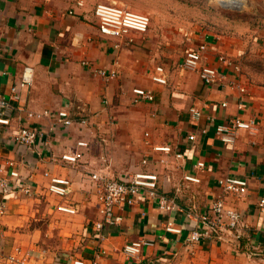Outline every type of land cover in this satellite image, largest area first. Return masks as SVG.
Here are the masks:
<instances>
[{
    "label": "crops",
    "instance_id": "1",
    "mask_svg": "<svg viewBox=\"0 0 264 264\" xmlns=\"http://www.w3.org/2000/svg\"><path fill=\"white\" fill-rule=\"evenodd\" d=\"M95 8L82 1L65 6L0 0V95L9 96L12 86L20 85L25 66L34 67L32 84L21 86L20 100L13 101L10 123H0V169L8 174L14 161L32 186L31 194L0 191L6 205L0 215V264H21L11 257L24 255V264H72L74 258L87 264H133L123 248L141 239L154 242L143 248L142 264H264L213 240L188 244L189 228L184 226L192 205L205 209L222 195L220 178L238 175L248 178L249 191L241 199L229 197V204L264 246L259 207L264 197V87L246 82L236 69L234 45L209 29L194 33L183 46L148 49L134 43L135 31L129 34L131 43L129 37L101 34ZM200 42L208 45L202 62L223 72L221 84L207 85L198 70L184 66L186 52ZM158 66L165 69L166 84L152 78ZM135 87L153 91L154 100L134 102ZM61 109L71 114L69 126L59 122ZM239 114L256 116L258 124L254 131L241 129L234 145L225 144L216 134L217 125ZM22 126L43 131L34 146L16 141ZM193 133L194 139L189 136ZM164 145L185 156L179 159L174 151L154 148ZM76 150L83 152L77 162L63 159ZM199 161L206 166L198 169ZM99 170L118 180L137 171L155 172L160 191L182 210L165 213L141 195L118 210L122 222L105 223L90 174ZM188 171L201 181L185 180ZM52 177L69 179L72 193H52ZM59 205H73L77 211L65 212ZM169 218L185 227L181 234L165 229Z\"/></svg>",
    "mask_w": 264,
    "mask_h": 264
},
{
    "label": "built area",
    "instance_id": "2",
    "mask_svg": "<svg viewBox=\"0 0 264 264\" xmlns=\"http://www.w3.org/2000/svg\"><path fill=\"white\" fill-rule=\"evenodd\" d=\"M71 12V11H70ZM95 14L98 18V26L101 34L112 38H126L133 40L129 36L130 32L145 33L149 30L152 23L151 16L148 13L138 12L131 8L124 7L114 1L100 2L95 8ZM120 45L117 44V47ZM208 49L206 42H200L197 47L188 49L184 58V66L186 68L196 69L200 74L201 80L207 85L221 84L224 79L223 72L217 67L204 64V54ZM4 47L0 43V55L3 53ZM221 60L227 61L225 57ZM239 70V66L236 67ZM34 67L31 65L25 66L21 75L20 85H13L12 93L9 96L0 95V123L9 124L14 110L13 101H18L21 98L20 87L30 86L34 80ZM153 80L158 83L166 84L168 82L167 74L163 66H158L152 76ZM245 90V89H243ZM155 95L153 91L144 87H135L133 89V101H152ZM243 108L242 104H239ZM192 111L199 116L200 112ZM33 115L30 113V116ZM59 122L62 125L69 126L73 123L71 114L67 109H61L57 113ZM256 116L244 118L239 114L229 123H220L217 125L216 134L221 138L225 144L234 145L241 129L254 131L258 120ZM85 121V120H84ZM43 131L35 126H22L16 135V141L26 144L31 147L34 146L39 139H41ZM190 138H196V134H190ZM78 145L87 146L85 141H79ZM155 150L164 151L166 153L175 152L177 158L181 159L185 154L181 151H175L172 145L156 146ZM83 156V152L76 150L73 154L63 155V159L69 162H77ZM148 163V159L144 160ZM11 167L9 173H4L0 169V191L4 195H11L17 191H23L25 194L32 193V186L24 181L21 172L14 161H10ZM197 168L201 169L206 166L204 161L197 163ZM92 178L97 183V194L101 202V213L103 214L105 223L118 224L124 219L123 213L118 210L124 208L126 205H133L139 200L142 195L148 200L156 203V206L163 212L169 213L172 211L182 210L180 205L174 200L167 197L160 191L159 188V174L155 172L137 171L126 180H118L112 178L106 171H95L90 173ZM23 178V179H22ZM184 179L191 182H200L193 171H188L184 175ZM219 185L222 188V195H219L214 202L205 209H201L199 205H192L186 211L188 244L213 240L220 244L227 245L246 255L249 260L257 263H264V246L258 240L254 231L249 227L244 219L242 213L233 205L229 204L228 198L233 197L241 199L247 195L249 191V180L246 177L238 175H226L219 179ZM49 190L52 193L60 196H68L72 193V183L69 179L52 177L49 184ZM60 210L70 213H75L77 208L69 205H59ZM259 207L264 213V197L259 200ZM6 205L0 202V215L5 214ZM174 218L166 220L165 229L169 232L181 234L185 227L176 223ZM1 224V223H0ZM103 223H99L101 227ZM2 226L0 225V231ZM152 240L141 239L127 243L123 252L128 259L133 261V264H142L140 262V255L145 246L153 245ZM17 252H21L17 248ZM12 260H17L24 264L26 255L22 258L11 257ZM72 264H87L82 258H74ZM97 264V263H92Z\"/></svg>",
    "mask_w": 264,
    "mask_h": 264
},
{
    "label": "rangeland",
    "instance_id": "3",
    "mask_svg": "<svg viewBox=\"0 0 264 264\" xmlns=\"http://www.w3.org/2000/svg\"><path fill=\"white\" fill-rule=\"evenodd\" d=\"M42 1L65 6L82 1L95 8L98 3L111 0ZM112 1L151 16L146 33L134 32L135 44L146 45L148 49H161L166 44L183 46L194 33L209 29L234 45L238 71L246 82L264 87V0H241V4L231 1L224 4L221 0Z\"/></svg>",
    "mask_w": 264,
    "mask_h": 264
},
{
    "label": "bare ground",
    "instance_id": "4",
    "mask_svg": "<svg viewBox=\"0 0 264 264\" xmlns=\"http://www.w3.org/2000/svg\"><path fill=\"white\" fill-rule=\"evenodd\" d=\"M221 1H222V3H224V4H225V3H226V4H227V3H230V1H231L232 4H234V3H238V2H239V4H241V3H240L241 0H221Z\"/></svg>",
    "mask_w": 264,
    "mask_h": 264
}]
</instances>
